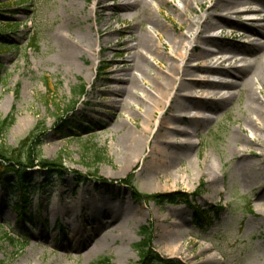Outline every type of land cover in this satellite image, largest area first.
I'll use <instances>...</instances> for the list:
<instances>
[{
	"label": "rangeland",
	"instance_id": "374dc122",
	"mask_svg": "<svg viewBox=\"0 0 264 264\" xmlns=\"http://www.w3.org/2000/svg\"><path fill=\"white\" fill-rule=\"evenodd\" d=\"M0 1L10 5L0 11V21L19 25L3 35L13 48L0 54V119L12 113L16 119L0 136V146L18 148L42 124L41 159L61 158L66 169L57 177L37 160L29 169L32 225L16 210L22 195L16 176L2 178L0 261L140 264L137 245L143 241L142 229L149 228L152 251L165 259L264 264V155L257 145L264 143V121L253 114L255 107L264 108V76L256 68L218 110L205 109L218 102L201 98L189 80H184L189 97L180 103L168 84L171 64L181 60L170 56L178 51V37L185 39V52L194 55L190 67L202 65L209 34L215 35L210 45L222 46L224 54L234 48L232 55L247 58L250 44L259 46L251 62L264 65V38L247 29L264 27V0H236L230 12L223 0L193 45L189 42L197 39V30L188 33V18L197 20L216 0H196L187 8L185 0H153L149 7L147 0H136L138 7L127 13L119 7L136 1ZM240 10H251L253 16L232 14ZM227 14L246 27L221 23L218 17ZM217 23L225 28L209 30ZM213 58V63L219 59ZM190 71L183 79L205 75ZM221 80L233 81L228 76ZM83 86L85 94H80ZM251 93L259 101H252ZM183 106L189 109L184 112ZM174 111L206 116L209 122L183 123L171 116ZM66 122L71 127L64 129ZM182 143L196 146L179 150ZM153 145L158 146L157 159L148 157ZM102 152L105 158L99 162ZM80 177L84 182H78ZM200 189L193 203L214 217L203 230L195 225L190 206H159L134 195H192Z\"/></svg>",
	"mask_w": 264,
	"mask_h": 264
},
{
	"label": "bare ground",
	"instance_id": "6f19581e",
	"mask_svg": "<svg viewBox=\"0 0 264 264\" xmlns=\"http://www.w3.org/2000/svg\"><path fill=\"white\" fill-rule=\"evenodd\" d=\"M103 0H99V2H101ZM136 1V0H134ZM139 1V0H137ZM127 2L125 5H121L119 7V9H121L124 13L130 12V8H133L134 6L138 7L139 2ZM153 0H147L145 3L146 7H149V5L152 3ZM196 0H185L186 3V8L187 6H192V2H194ZM201 3L203 4L205 0H200ZM211 2H214V0H211ZM223 2V0H216L215 5H212V7H210L205 14H202L200 17L198 16L197 20L188 18L189 20V25H188V33L193 32L194 30H197V39H190L189 44L193 45L194 43H196V40L198 42V38L200 37V35L202 33H204V31L207 29L206 27V23L208 22V20L212 17L211 11L214 10V8H217L218 5H220V3ZM224 10L226 12H230L232 10H234V5L237 4L236 0H226V2L224 3ZM250 12H253L251 10H240L238 12H233L232 14H241V13H248L246 14L248 17L253 16L252 14H249ZM220 18V21L222 23L230 26V25H237V26H243L244 28L246 27L244 25V23H236L231 21L229 15L227 14L226 16H222V17H218V19ZM220 23L218 24H211L210 29L212 31H216V30H223L225 27L224 26H219ZM222 25V24H221ZM248 31L250 33H252L254 36L257 37H261L264 38V27L263 28H248ZM250 29V30H249ZM199 36V37H198ZM209 40H208V44L209 46H207L208 48L206 49V53L203 56V63L202 65L196 63L193 66H189V62L190 60L192 61V59L194 60V55L192 53H188L185 52V39L182 37H178V39H176L174 41L175 43V47H177V52L176 55H170L171 59H173L174 61H179V64H171L170 69H169V75H170V79L172 82L170 83L169 81V86L170 84H172V91L177 90V94L174 97V101L175 102H181V98H188L189 94L186 93L187 89L189 86H187V83H184V80H189V82L191 85L195 86L196 90H201V98L205 99V100H210V101H217L218 104L215 107H211L208 106L205 107V109H212V110H218L219 107L221 105H224L226 102H228L230 99L232 100L235 97V92L233 91L234 89H238L240 88V86L246 82V80H248V76H251L252 73L255 71V69L257 68L256 72H259L261 76H264V65H261L260 67H256V65L253 64L252 58L251 57H256V51L257 49H259V46H253L251 48V45H253V43L250 44V48H248V50L245 51V55L247 56V58H243L244 55L238 54L237 55H232L231 53H233L232 51H236V49L234 48H227L229 52L231 53H226L224 54L221 50L220 45L217 46V44H214V46L210 45L213 44V37H215L214 34H209L208 36ZM160 41V39H159ZM146 46L147 43H149V39L146 40V38L143 39L142 41ZM255 45H259L257 43H254ZM193 49H197V46H195ZM226 55L224 58L220 57ZM214 56L219 57V59L217 60L216 63H213L211 60ZM240 56H242V58H240ZM214 59V58H213ZM194 62V61H193ZM198 62V61H196ZM224 63H231L234 65L233 66H229L228 68H221L219 66H222ZM218 64V65H216ZM263 64V63H262ZM142 69V67H140ZM195 69L196 72H202L203 74H205L203 77L201 78H196L195 76L187 79L186 77L183 79V76L185 75V73L187 72H191L190 69ZM231 77L233 79L232 80H226V81H222L221 79L223 77ZM217 77V78H216ZM213 79V80H211ZM254 79V78H253ZM228 81V82H227ZM179 82V86H176V83ZM185 89V90H184ZM191 90V89H190ZM219 94H223L221 97H219ZM216 96H218V98H215ZM248 97L254 101L257 99L256 95L254 93L248 94ZM220 98V99H219ZM259 101V100H256ZM171 103V102H170ZM201 104V103H200ZM261 107V106H260ZM255 107L253 110V114L257 115L262 121H264V108L263 107ZM170 108H172V105L170 106ZM189 108H186L185 106H183V111L186 112ZM191 109V108H190ZM172 117H181L182 118V122H188L189 120L193 121L194 119H198V118H202V120H198L196 121L197 126H200L204 123L209 122L208 118H206V116H187L185 113L180 114L177 112H172L171 114ZM184 116V117H182ZM205 118V119H204ZM179 133H185L187 134V131H179ZM135 139V138H134ZM250 141H253L256 143V140H252L249 139ZM257 144V143H256ZM260 149L263 151V155H264V143L262 145L257 144ZM157 146V145H156ZM179 150H186L187 148L190 147H194L196 146L194 143L193 144H189V143H182L181 145H177ZM153 145V147H151V152L148 155V157L150 158H156L159 154L158 146L155 147ZM183 152V151H182ZM180 154V152H179ZM169 154L166 153V157L169 158ZM264 159V156H263Z\"/></svg>",
	"mask_w": 264,
	"mask_h": 264
},
{
	"label": "trees",
	"instance_id": "16d2710c",
	"mask_svg": "<svg viewBox=\"0 0 264 264\" xmlns=\"http://www.w3.org/2000/svg\"><path fill=\"white\" fill-rule=\"evenodd\" d=\"M10 5L2 4L0 1V11L3 8H8ZM1 16V14H0ZM0 54L4 51H9L13 48L12 41L8 38H4L3 35H8L9 32L19 29V25L13 23H2L0 21ZM0 64V68H1ZM48 85V80H47ZM85 87H81L80 94H85ZM16 122L15 116L12 113L5 119H0V136L5 134ZM42 124H38L35 129L20 143L18 148H8L0 146V181L8 174H14L17 178L15 183L16 190H20L21 198L20 202L16 206V210L19 213V218L29 221L32 225L34 222L33 215H29L28 207L31 205L30 196L27 193V189L30 184L34 182L30 178L29 169H33L35 161H38V165L42 169H49V171L57 177H62L66 173L64 169L63 161L61 158L55 161H46L41 159L40 150L42 146L41 137L44 133L41 132ZM64 129L71 127V122L62 124ZM76 133L82 132L80 126L75 127ZM98 161L102 162L105 158V153L98 154ZM29 172V173H28ZM78 182H84L83 177H80ZM131 184V183H130ZM136 200L144 201L146 203L155 202L159 206L165 204H185L190 206L194 210V223L201 230L209 227L214 218L210 213L211 211L203 210L201 207L196 206L193 203V198L197 197L202 190H198L196 193L190 195L186 193H173L168 195L157 194H143L138 191H134ZM143 241L137 245V250L140 255V264H182L179 261L172 259H165L160 255L152 251V237L149 228L142 229ZM11 242H15L10 238ZM0 264H5L0 261ZM98 264H103L99 262Z\"/></svg>",
	"mask_w": 264,
	"mask_h": 264
}]
</instances>
